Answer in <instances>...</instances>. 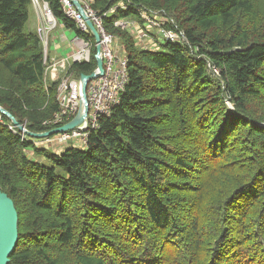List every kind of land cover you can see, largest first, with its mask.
<instances>
[{
	"label": "trees",
	"instance_id": "obj_1",
	"mask_svg": "<svg viewBox=\"0 0 264 264\" xmlns=\"http://www.w3.org/2000/svg\"><path fill=\"white\" fill-rule=\"evenodd\" d=\"M30 7L0 0V108L39 134L56 127L43 123L58 112L57 84L44 87L43 47L24 30ZM92 8L121 41L127 83L83 149L37 148L0 115V191L18 218L8 264H264V0ZM150 11L185 42L142 49L114 26L144 29Z\"/></svg>",
	"mask_w": 264,
	"mask_h": 264
},
{
	"label": "built area",
	"instance_id": "obj_2",
	"mask_svg": "<svg viewBox=\"0 0 264 264\" xmlns=\"http://www.w3.org/2000/svg\"><path fill=\"white\" fill-rule=\"evenodd\" d=\"M57 1L64 17L74 25L77 33L65 29L62 22L55 18L48 2L30 0L31 8L38 21L36 34L43 46V64L45 67L43 84L45 88L51 83L57 84L58 112L51 121L44 122L43 125H54L56 127L53 129H55L76 118L81 119V122L70 131L38 140L30 139L31 136L25 124L20 125L21 129H17L22 139L33 140L37 148L57 147L61 153L68 148L83 149L86 147L89 133L96 130L99 120L108 117L112 108L117 105L127 83V75L126 59L117 56L118 53L114 51L113 37L104 31L103 18L92 8L94 0ZM75 4L78 5L79 9ZM112 12V10L108 11V13ZM155 15L153 11L148 12V14L141 13L140 20L145 25L146 30L139 29L140 26L135 20L119 21L114 26L129 33L133 32L134 27L139 30L140 33L136 34L138 47H141L142 42H146L152 27L159 28L161 30L159 34L166 41L171 43L185 42L184 34L176 30L165 29L164 26L167 21L164 20L163 23H160ZM59 30L63 31L62 33L69 31L72 36L70 40L64 38L65 34L61 36L60 42L67 44V53L56 58L48 54V46L55 36L53 33ZM57 41L59 42V36ZM154 46L155 44L151 42L141 48L149 49L154 48ZM92 56L95 62L94 78L86 81L85 92L83 93L81 77L87 75L76 77L70 69L75 64H90ZM98 60L102 64L101 73L96 67ZM43 133L45 132L39 134Z\"/></svg>",
	"mask_w": 264,
	"mask_h": 264
},
{
	"label": "water",
	"instance_id": "obj_3",
	"mask_svg": "<svg viewBox=\"0 0 264 264\" xmlns=\"http://www.w3.org/2000/svg\"><path fill=\"white\" fill-rule=\"evenodd\" d=\"M75 5L78 8V5ZM96 64L99 72L101 73V61L98 60ZM92 78L93 75L81 77V81L83 82V93L85 92L86 81L91 80ZM0 114H3L5 117H7L14 125V127L21 129L20 125L17 124L15 120L8 114V112L3 110L2 108H0ZM80 122L81 119L76 118L69 124L61 126L59 128H55L43 134H30V136L33 139H45L53 135L70 131L75 128ZM17 219V213L14 208L13 202L10 200V198L7 197L6 194L0 191V264H8L9 256L14 250L18 238Z\"/></svg>",
	"mask_w": 264,
	"mask_h": 264
},
{
	"label": "rangeland",
	"instance_id": "obj_4",
	"mask_svg": "<svg viewBox=\"0 0 264 264\" xmlns=\"http://www.w3.org/2000/svg\"><path fill=\"white\" fill-rule=\"evenodd\" d=\"M154 14H156L155 15V18H157V20L160 22V23H163L164 22V20H166V21H168L167 20V18L166 17H163V14L162 13H160V12H157V11H155L154 12ZM33 9L30 7V10H29V19H28V22H27V24L25 25V28H24V30L25 31H34V32H36V30H37V27H38V23H37V26L35 27V29H32V27H33ZM128 22H131V21H128ZM171 24H172V22H171ZM143 28L146 30V28H145V26H143ZM32 29V30H31ZM60 31V30H59ZM160 29L159 28H157V27H152V29L149 31V36H148V38L146 39V42H142L141 44H140V46L141 47H144V46H146L147 44H149V43H153L154 42V40L157 42V44L154 46V48L155 49H158L159 47H157V46H159L160 44H164L165 42H164V38L162 37V35H160L159 33H160ZM57 33V31H55L53 34H56ZM137 33H140V31L139 30H137L135 27H134V29H133V32H131V33H129L130 34V36H131V38H132V40L134 41V43H136V34ZM180 33H182L183 34V32H181L180 31ZM62 34V32H59V33H57L55 36H54V38L53 39H58V36L59 35H61ZM71 33L69 32V31H65V35H64V38L65 39H68V40H70L71 39ZM158 43H159V45H158ZM41 45H42V43H41ZM57 45V43L55 44V46ZM136 46L138 47V45H137V43H136ZM43 47V46H42ZM59 47H61V48H64L65 47V44L64 43H59ZM113 47H114V51L116 52V53H118L117 54V56H119V57H121L122 59H123V57H124V53L122 52V50H123V46H122V44H121V41H119L117 38H114L113 37ZM51 41H50V43H49V46H48V54L50 55V54H52V55H55L56 53L55 52H51ZM66 53H67V50H61L60 51V56H62V55H66ZM91 61H93V56H92V58H91ZM96 67H97V64H96ZM95 68V67H94ZM98 69V68H97ZM94 70L95 69H93V71H92V73L91 74H89V75H93V72H94ZM99 72V71H98ZM89 75H87V76H89ZM216 76V75H215ZM98 77V76H97ZM94 78V77H93ZM92 78V79H93ZM226 106L228 107V108H230V109H232V106H231V104L230 103H228V102H226ZM1 115V114H0ZM3 115V114H2ZM1 122V121H0ZM11 122V121H10ZM70 123V122H69ZM69 123H67V124H69ZM53 130V129H52ZM39 141H41V140H39ZM53 146H55V145H53ZM47 149H50V150H52V151H55V150H57V151H59V148H57V147H52V148H50V147H48ZM78 149V148H77ZM56 152V151H55ZM38 161H40V162H42V164L43 165H45V166H47V167H50L51 166V163L49 162V161H47V160H44V159H38Z\"/></svg>",
	"mask_w": 264,
	"mask_h": 264
},
{
	"label": "crops",
	"instance_id": "obj_5",
	"mask_svg": "<svg viewBox=\"0 0 264 264\" xmlns=\"http://www.w3.org/2000/svg\"><path fill=\"white\" fill-rule=\"evenodd\" d=\"M33 27H32V29H35V27L37 26V23H38V21H37V19H36V17H35V14H34V12H33ZM31 29V30H32ZM59 32H63V31H58L57 33H59ZM56 33V34H57ZM56 34H54V35H56ZM63 34H65V33H62L61 35H59V42L57 41V39H53V41L51 42V52H55L56 54L55 55H52V54H50V56L51 57H56V58H60V57H62V56H64V55H62V56H60V51L61 50H67V44L66 43H64L65 44V47L64 48H61V47H59V43H60V40H61V36L63 35ZM55 42L57 43V45L55 46ZM58 48V49H57ZM56 49H57V51H56ZM57 153H59V151H57V150H55Z\"/></svg>",
	"mask_w": 264,
	"mask_h": 264
}]
</instances>
